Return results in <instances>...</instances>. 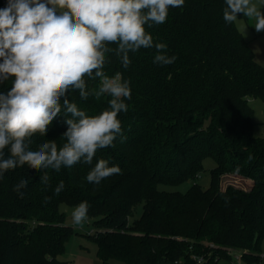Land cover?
<instances>
[{
    "label": "trees",
    "instance_id": "16d2710c",
    "mask_svg": "<svg viewBox=\"0 0 264 264\" xmlns=\"http://www.w3.org/2000/svg\"><path fill=\"white\" fill-rule=\"evenodd\" d=\"M5 4L0 0V9ZM224 7L225 0H185L179 8L170 7L165 23L146 27L156 42L167 45L169 56L177 57L170 65L153 63L154 48L130 53L127 69L111 55L105 71H119L130 81L128 111L117 117L124 142L117 137L115 147L98 149L93 165L78 162L59 172L24 166L5 173L0 179V264H65L59 256L76 231L65 224L60 206L82 201L90 205L88 219H96L86 237L97 245L103 264H197L196 255L204 256L205 264H221L229 248L255 261L264 245V137L255 136L250 99L264 103V67L236 22H224ZM97 83L88 81L90 88ZM9 86L0 85V91ZM69 99L97 115L110 97L82 100L74 91ZM67 118L59 114L45 136L35 133L32 150L47 140L62 145ZM99 159L119 166L122 174L98 185L87 183ZM206 159L216 165L208 189L160 190L196 179ZM44 171L50 178L47 189L39 180ZM230 174L252 179V191L232 186L222 191L221 178ZM21 179L28 181L23 198L13 190ZM60 181L65 187L54 195ZM142 202V217L130 222Z\"/></svg>",
    "mask_w": 264,
    "mask_h": 264
},
{
    "label": "clouds",
    "instance_id": "9594fccd",
    "mask_svg": "<svg viewBox=\"0 0 264 264\" xmlns=\"http://www.w3.org/2000/svg\"><path fill=\"white\" fill-rule=\"evenodd\" d=\"M184 4L185 0H6L0 9V85L10 86L0 91V179L24 166L37 172H59L78 162L93 165L98 149L115 147L117 137L124 142L117 117L128 111L130 81L119 71L109 75L105 67L115 55L127 69L130 53L141 48L156 50L154 64L174 63L177 57L169 56L167 45L156 42L146 27L165 23L170 7ZM262 8L252 0H225L223 20L231 25L242 14L254 20L257 32L264 31ZM90 80L98 81L95 87H89ZM74 91L82 100L110 99L99 114L88 115L69 99V92ZM59 114L69 117L62 145L47 140L32 150L33 135L45 136ZM119 174V166L99 159L85 180L98 185ZM39 180L45 189L51 187L47 171ZM27 185L21 179L13 190L23 198ZM64 187L60 181L54 195ZM44 199L48 203L51 197ZM89 208L87 201L74 207L75 226H84Z\"/></svg>",
    "mask_w": 264,
    "mask_h": 264
},
{
    "label": "rangeland",
    "instance_id": "374dc122",
    "mask_svg": "<svg viewBox=\"0 0 264 264\" xmlns=\"http://www.w3.org/2000/svg\"><path fill=\"white\" fill-rule=\"evenodd\" d=\"M258 6H264V0H252ZM264 12V8L261 9ZM236 25L239 31L242 33L246 41L249 43L253 52L255 53L256 59L262 67H264V31L257 32L254 26V20H249L247 18H239L236 21ZM247 28L245 29V27ZM245 30V33H244ZM250 105L255 110V119L257 126L255 128L256 137H264V103L261 100L250 99ZM216 167L215 162L212 159H206L204 161V169L201 174L192 180H187L176 185H162L160 190L169 193H181L187 194L194 185H198L203 189H208L211 185V171ZM235 187L240 190L247 192L252 191L254 187V181L252 179L243 177L238 174L225 175L221 178L220 187L222 191H226L227 187ZM74 207L62 204L60 206L61 212L65 214V224L70 226L76 232L70 237L66 243L65 251L59 256V260L65 264H103L100 257L98 256L97 245L86 237L88 234H92L94 229V222L96 219H88L83 227H78L73 224L71 213ZM144 211V203L138 204L134 210V214L130 217V222H135L139 220ZM78 233V234H77ZM214 250L216 249L213 244L210 245ZM235 251L237 254L244 256L242 250L229 248L222 257L221 264H264V245L262 246V251H260L257 256H253L249 260H245L242 257V262H237V260L231 256L230 252ZM242 253V254H241ZM249 256L250 255L249 253ZM198 255L193 256L194 260ZM114 264H123L120 261H113Z\"/></svg>",
    "mask_w": 264,
    "mask_h": 264
},
{
    "label": "built area",
    "instance_id": "2783aa9c",
    "mask_svg": "<svg viewBox=\"0 0 264 264\" xmlns=\"http://www.w3.org/2000/svg\"><path fill=\"white\" fill-rule=\"evenodd\" d=\"M230 254H231L232 257H234L237 260V262H242L243 261V259H242L243 256L237 254V252L232 250V252H230ZM205 259L206 258L204 256H198V257L195 258V261L197 262V264H205ZM234 264H236V263H234Z\"/></svg>",
    "mask_w": 264,
    "mask_h": 264
}]
</instances>
